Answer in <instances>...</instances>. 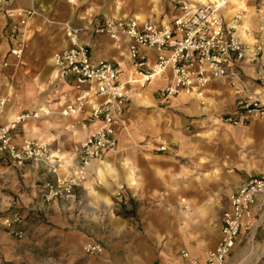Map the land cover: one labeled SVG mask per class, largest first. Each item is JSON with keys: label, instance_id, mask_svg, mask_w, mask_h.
<instances>
[{"label": "rangeland", "instance_id": "374dc122", "mask_svg": "<svg viewBox=\"0 0 264 264\" xmlns=\"http://www.w3.org/2000/svg\"><path fill=\"white\" fill-rule=\"evenodd\" d=\"M68 1L75 4L77 8L86 11L91 17L88 25L79 28V40L87 36L107 39L106 35L95 32L94 28L108 16L136 18L137 13H143L146 20L158 24H169L180 9V4L175 0ZM195 1L202 2L200 0ZM246 2L248 10L244 8L241 12L242 20L240 24H247L246 32L253 38L252 43L259 50L254 72H249L248 77L255 84V89L262 91L264 89V8L261 6L260 0H247ZM233 9L235 7L231 6L229 10L231 15L233 14L231 12L235 13L237 7L234 11ZM43 17L52 22L45 16ZM66 22L69 21H64L62 24L58 23V25H54L56 27L48 30L49 38L47 41H42L41 45L46 46L47 43L54 42L56 45L55 50L63 46L67 37L64 26ZM7 26L9 27V25ZM28 36L26 35V38ZM55 50L50 54H39L35 59L33 69H27L28 66H26L25 69L17 71L21 80H19L20 83L16 86V89L9 86L8 79H11V76L7 59L0 60V81H5V88L9 86L6 93L9 96L8 104L10 106L22 107L23 109L37 108L38 110L50 108L54 115L64 118L59 113L60 107L67 99L69 100L72 97L74 90L71 91L56 76L53 65ZM24 54L21 55L22 59ZM125 58L128 59L124 56ZM211 84L205 91L204 96L182 94L169 103L161 102L158 94L155 93V102L149 106L156 109V112L154 116L150 115L145 122V128L149 131L145 136L141 135L142 124L139 108L147 106L146 103H143V100L149 95V84L145 86L134 85L129 108L121 124L118 147L110 152L104 160L110 164L107 166L105 162L95 163L89 178L75 189L74 196L64 198V200L74 198L76 201L80 200L82 204L81 212L77 208L75 217L68 216V223L64 227L57 224L56 208L54 206L56 201L63 199L47 201L43 196H40L41 204H38L36 208H32L30 203H24L22 194L14 193L15 189L9 181L2 183L0 186V264H118L113 261V257H102L101 254L106 249L105 240L103 239L96 241H99L98 243L105 247L101 254L93 255L85 250V246L93 242L88 228L90 214L87 207V194H202L203 198L205 196L204 200L202 198V210L197 209L199 205L197 200L198 202L193 203L192 214L177 215L176 223L191 224L192 233L203 237L205 244L216 243L219 238L223 214L230 206L232 195L226 194L225 191L223 194L214 183L217 178L223 176L221 161L226 157L224 152L211 150V147H209L206 166L201 167L199 164L200 152L198 150L187 149L184 152L179 150L168 152L166 148L162 149L163 146H166L164 138L159 136L158 131H153V128L157 127L164 117H174L183 122L181 127L192 136L193 143L188 145L197 147L200 136H207L210 142L211 139L216 140L215 138L225 133L228 128L233 130L239 138V147L235 157L242 163H251L263 172L264 116L255 114L239 124L225 121V115L236 109L239 96L234 88L223 80H220L215 87L217 91L211 88ZM15 94L17 97H15ZM182 96H187L189 100L199 102L203 107L208 106L209 113L204 115L208 118L202 119L200 115H187L185 106L176 103L177 99ZM47 115L43 113L37 120L48 119ZM259 122L261 123L259 124ZM147 130H145L146 133ZM249 136H255L256 141L254 140L255 142L252 145L245 141ZM48 144L54 149H57L59 145L62 148L71 149L70 144L65 145L64 142L60 143V141ZM158 154L174 156V159L170 158L171 162L175 164L172 167L175 169V182H159L158 177L153 176V165L158 164V160L161 161L162 158ZM99 170H101V173ZM201 172L206 174L209 186L208 189L199 192L195 181L203 175ZM116 201L118 207L113 209L112 229H107V237L113 243L119 239L123 240L122 237L126 239L125 236L130 232L128 227H134L137 223H141V216L135 214L133 200H130L128 204L118 201V199ZM127 205H130V207L127 208ZM16 211L21 212L23 215V228L26 230V235L23 238L12 234L3 223L5 216ZM172 233L178 235L181 234V231L176 230ZM240 235L236 248L249 247L250 252L245 255L246 257L242 259V262L251 264V256L255 255L256 264H264L263 247L254 245L253 241L250 243L253 240L250 229L244 230ZM184 250L189 249L180 248L177 255L181 257Z\"/></svg>", "mask_w": 264, "mask_h": 264}, {"label": "built area", "instance_id": "2783aa9c", "mask_svg": "<svg viewBox=\"0 0 264 264\" xmlns=\"http://www.w3.org/2000/svg\"><path fill=\"white\" fill-rule=\"evenodd\" d=\"M175 1L180 4V9L169 24L108 16L94 28L95 32L114 42H126L135 72V76L126 82L120 79L121 65L95 59L91 47L79 40L80 29L66 22L69 45L55 52L53 61L59 77L71 82L75 96L60 107L59 113L64 117L86 114L85 121L94 125V129L79 147L73 162L63 168L47 142L26 139L17 144L14 141V132L21 124L39 119L43 113L51 114L47 110L24 111L11 122L0 124V165L23 167L32 163L45 166L50 177L42 190L44 199L51 201L74 196L75 189L89 178L93 164L103 162L118 147V130L131 97L129 86H145L157 77H166L168 72L171 81L157 91L161 102L168 103L182 94L204 96L213 81L223 80L239 96L236 109L225 115V121L239 124L255 114L264 116V89H255L245 72V65L257 60L259 50L239 35L243 9H238L228 21L225 8L233 0ZM260 2L264 8V0ZM10 4V0H1L0 16L5 13L9 19L12 38L16 40L11 54L21 56L24 52L23 29L37 11L11 9ZM147 50L155 53L152 63ZM8 102L9 96L0 94V111ZM260 201L264 204V173L251 177L231 195L230 206L222 218L220 240L208 251L204 264H228L240 234L253 226L255 207ZM3 223L19 238L26 235L21 212L5 216ZM85 250L99 255L104 247L92 242ZM182 257L187 260L186 264H202L186 250Z\"/></svg>", "mask_w": 264, "mask_h": 264}, {"label": "crops", "instance_id": "0c3cea01", "mask_svg": "<svg viewBox=\"0 0 264 264\" xmlns=\"http://www.w3.org/2000/svg\"><path fill=\"white\" fill-rule=\"evenodd\" d=\"M10 3L9 7L11 9H35L37 11V14L31 18L29 25L23 29V31H25L22 38L25 50V52H23L25 53L23 59L21 56L11 54V48L15 46L16 40L12 38L11 27L7 26L9 19L5 13L0 16V60L7 59L11 76V79H8L9 86L16 89V86L20 83L19 80H21L17 71L19 72L25 69L26 66H28L27 69H33V64L39 54H50L55 50L56 45L54 42H49L46 46L41 45L42 41H47L49 38L47 34L48 30L52 27H56L54 25H58V23L62 24L64 21H69L75 27L80 28L88 25L89 21H91V17H89L86 11L77 8L75 4H72L68 0H10ZM231 6L235 7V9L237 7L236 10L233 9L235 12L240 9L238 8L237 2L232 1L225 8V15L228 21H231L235 14L234 12H231L233 13L232 15L229 13ZM242 9L244 10V8ZM43 16L50 19L52 22L47 21ZM241 26L240 24L239 35L242 38ZM26 35H29L28 38H26ZM65 41L63 46L57 48L58 50L69 45L67 37ZM80 41L91 47L95 59H106L119 63L122 67L120 76L122 81L126 82L128 79L135 76L132 62L128 54V46L124 40L121 42H114L110 38L103 39L87 36L81 38ZM243 41L252 47L255 46L254 43L245 39H243ZM58 50H55V52ZM146 53L150 58V63H152L155 53L150 50H147ZM124 56L128 57V59H124ZM53 65L56 76L60 78L54 61ZM254 65L255 62L245 65V72L247 75L249 72H254ZM171 77V73L168 72L166 77L160 76L157 80L148 83L149 95L143 100V103H146L147 106H141V108H139L142 124L141 135L143 134L145 136L149 133L147 128H145V122L150 115H155L156 109L149 106L155 102V93H157L158 89L167 85L171 81ZM60 80H62L71 91L74 90L71 82L61 78ZM219 82L220 80L216 82L213 81L211 88L217 91L215 87ZM4 86L5 81H0V94H8L6 91L9 86L7 88ZM133 86H129L131 94L134 91ZM17 90L19 91V89ZM74 96L75 91L72 97L69 100L67 99L64 104L72 100ZM15 97H17L16 94ZM176 103L183 104L186 109V114L189 116L200 115L202 119L208 118L207 116L204 117V115L209 113L208 106L203 107L199 102L192 99L189 100V97H187L185 101L179 97ZM58 104H60V102H58ZM37 110V108L23 109L22 107H12L7 104V106L0 111V124L11 122L18 114L24 111ZM44 110L52 111L50 108H45L42 111ZM88 110H90V107ZM85 115L86 114H81L77 117L63 118L54 115L52 111L51 114L47 115L48 119L42 121L33 119L21 124L14 132V141L17 144H22L26 139H36L51 144L57 143V141H60V143L64 142L65 145L70 144V150L62 148L61 145H59L57 149H54L49 144L51 152L59 158L61 166L65 168L66 165L73 162L76 158L79 147L94 129V125H90L85 121ZM260 123L261 122H259V124ZM182 124L183 122L181 120L167 116L162 119L157 127L153 128V131H158L159 136L164 138L166 143L165 148L168 152L174 150L184 152L187 149L198 150L200 152L199 164L201 167L206 166L209 147H211V150L223 151L226 156L221 161L223 176H218L219 179L217 178L214 182L217 185L216 187L220 188L219 191H222L223 194L224 191L226 194H233L251 177L264 173V171L262 172L251 163H242L235 157L239 147V138L233 130L227 128L225 133L216 137V140L211 139L210 142L207 136H200L198 146L190 147L188 144L193 143L192 136L181 127ZM121 127L122 126L119 127L118 136ZM145 130L148 132L146 133ZM254 140L255 136H249L245 139L250 145L256 141ZM158 155L162 158L161 161L158 160V164L153 165V176L158 177L159 182H175V169L172 168L175 164L171 162V158L174 159V156L172 157L170 154ZM201 174L203 173L201 172ZM205 175L204 173L200 176L199 180L195 181L199 192L208 189L209 181ZM49 177L50 174L47 168L42 165L37 166L32 163H28L23 167H14L5 164L0 165V186L2 183L9 181L13 189H15L14 193L22 194L24 203H30L32 208H36L38 204H41L39 197L43 196L42 190ZM202 198V194H87V207L90 214L88 228L91 240H93V242H96L98 239L105 240L106 249L105 252L101 254L102 257H113V261L118 264H186L187 260L183 258L182 255L181 257L177 255V251L180 248L189 249L186 251L204 264L208 251L214 248L220 240L221 228L217 242L209 245L205 244L203 237H199L198 234L192 233L193 229L191 228V224L176 223L177 215L192 214L193 203H196L195 201L197 200L199 201L197 209L201 211L205 196L203 200ZM117 199L125 204L133 200L135 214L141 216V223H137L134 227H128V231L130 232L125 236L126 239L122 237L123 240L119 239L113 243L107 237V229H112V213L113 209H117L118 207ZM54 206L56 208L57 224L63 227L68 223V216L72 215L74 218L76 209L79 208L80 210V208H82L80 200L76 201L74 198L56 201ZM128 207H130V205H127V208ZM176 230L181 231V234L175 235V233H172ZM133 231L135 232L134 235ZM250 232L253 238L250 243L253 241L254 245L262 246L264 252V204H262L261 201L258 202L255 207L253 226L250 227ZM236 247V250L234 249L235 252L233 251L234 254L232 253L233 256H230L231 259L228 260V264H245V262H242V259L246 257L245 255L250 253L249 247L242 249H237ZM251 257V264H256V256L253 255ZM248 261L250 262V259Z\"/></svg>", "mask_w": 264, "mask_h": 264}, {"label": "bare ground", "instance_id": "6f19581e", "mask_svg": "<svg viewBox=\"0 0 264 264\" xmlns=\"http://www.w3.org/2000/svg\"><path fill=\"white\" fill-rule=\"evenodd\" d=\"M202 2H210V0H200ZM234 2H237L238 4V8L242 9V8H246L248 10V6H247V0H233ZM136 19L138 21H146V16L143 13H137L135 15ZM246 28H247V24H244L241 26V35L243 37V39L252 42L253 38L246 32ZM123 62V61H122ZM124 64V63H123ZM158 78V77H157ZM157 78H155L153 81L157 80ZM182 100L185 101V99L187 98V96H182L181 97ZM148 103V102H147ZM150 104V103H149ZM105 162V165H109L110 163H108L107 161H103V163ZM99 172L101 173V170H99Z\"/></svg>", "mask_w": 264, "mask_h": 264}]
</instances>
